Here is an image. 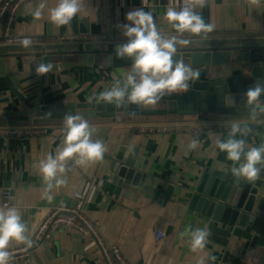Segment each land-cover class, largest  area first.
<instances>
[{"label": "crops", "instance_id": "1", "mask_svg": "<svg viewBox=\"0 0 264 264\" xmlns=\"http://www.w3.org/2000/svg\"><path fill=\"white\" fill-rule=\"evenodd\" d=\"M39 3L40 0H28L20 8L12 29L15 36L35 39L30 48L25 49L21 44L7 46L0 40V57H5L10 65V71L0 77V129H9V125L23 120L32 121L25 128L28 134H0V207H4L3 192L15 190L13 206L20 211L32 241L30 248L15 242L9 246V250L27 249L28 255L17 264H105L99 244L89 236L65 230L44 242L34 236L50 212L74 207L78 193L85 196L86 218L97 224L106 244L119 248L129 264H197L199 259L207 260L211 256L216 257L215 264H264V246L252 247L245 238L233 237L226 246L208 237L202 252L191 251L190 231L205 228L209 232L208 223L188 203L178 201L193 196L196 191L177 184L173 196L167 198L172 184L164 175L170 176L174 163L160 164L155 173L148 172L136 184L122 181L118 174L119 165L125 164L135 147L162 156L160 150L166 142H169L167 153H171L177 145L188 148L194 138L199 145H210L216 150L219 160L233 163L227 159L226 152L218 149L216 141L227 139L233 122L264 127V114H258L255 120L250 116L195 115L86 118L96 129L92 139L102 140L107 148L103 159L84 167L73 166L68 161L69 170L63 177L67 183L46 193L39 161L48 154L56 155L65 132L63 121H41L40 108L90 99L101 103L95 97L116 80L123 85L130 68L81 65L45 76H37L35 72L38 56L48 52L85 54L115 49L126 40L117 25L127 23V13L140 8L152 12L158 30L166 38L176 36L191 41L188 46L177 45V48L264 45V0L259 5L250 4L249 0H206L195 11L206 23L214 25V31L199 36L178 34L165 19L168 7L180 10L183 0H83L82 12L62 27L48 19V11L57 0H47L43 18L33 20L30 12ZM6 47L20 49L10 52ZM197 71L201 79L247 73L239 63ZM31 112L35 115L31 116ZM220 127L224 130L219 131ZM181 170L183 175L185 169ZM49 195L51 200L47 198ZM158 230L166 233L161 240L156 239Z\"/></svg>", "mask_w": 264, "mask_h": 264}, {"label": "water", "instance_id": "2", "mask_svg": "<svg viewBox=\"0 0 264 264\" xmlns=\"http://www.w3.org/2000/svg\"><path fill=\"white\" fill-rule=\"evenodd\" d=\"M177 49L178 54L174 59L183 57L185 63H190L194 70L231 67L232 64L239 63L242 69H247V75L233 72L229 77L190 80L187 92L166 95L155 107L125 105L116 108L114 105L105 107L102 102H65L40 108L39 119L63 120L65 114L69 112L79 113L89 119L172 115L249 116L250 110L245 107L244 93L257 82L264 84V45ZM40 61L52 62L54 65L52 73L81 65L111 68H130L131 65L130 59H117L115 49L85 54L48 52L38 56L37 64ZM9 71V63L5 57H0V77ZM259 103L264 105V96L260 98ZM17 115H21V112ZM30 115H35V112H31ZM242 126L252 129L249 135L244 137L248 147L264 143L263 125ZM237 138H240L239 135ZM168 145L169 142H166L165 147L160 150L162 156L141 152V146L135 147L125 164L118 167L122 181H134L136 184L145 179L148 172L155 173L154 169L160 164L174 163V166L171 165L170 176L164 175L172 184L166 196L167 198L173 196L177 184L196 191L193 196L187 199L178 198V201L188 203L191 210L200 213L208 223L211 240L227 246L233 237H238L250 240L252 247L264 246V172L258 181L248 183L234 177L230 172L233 163L219 160L218 152L210 145H198L195 149L180 148L177 145L171 153H167ZM182 168L185 169L183 175ZM191 171L193 173L189 180Z\"/></svg>", "mask_w": 264, "mask_h": 264}, {"label": "clouds", "instance_id": "3", "mask_svg": "<svg viewBox=\"0 0 264 264\" xmlns=\"http://www.w3.org/2000/svg\"><path fill=\"white\" fill-rule=\"evenodd\" d=\"M261 0H249L250 4L259 5ZM83 0H57L54 7L48 11L49 21L57 27L69 25L72 20L82 12ZM206 0H183V7L176 10L168 7L165 19L178 33H190L199 36L214 31L212 23H206L202 15L195 9L203 7ZM47 0H40L37 7L31 10L30 15L34 21L43 18ZM127 23L118 24L122 35L126 38L124 43L115 47L117 59H130V71L126 75L123 85L116 80L113 85L99 93L95 99L104 103L105 107L114 105L121 108L125 105L137 107H155L166 95L182 93L189 90L188 81L198 80L200 73L194 70L190 63H185L183 57L176 60L177 45L188 46L191 41L178 39L176 36L166 38L158 30L151 11L143 8L129 11L126 15ZM21 46L28 49L32 46L30 37L21 40ZM54 69L52 62L40 61L35 72L37 76H45ZM245 107L249 109L250 119L255 120L259 113H264V105L259 100L264 96V84L257 82L244 93ZM91 99L89 103H91ZM64 140L56 155L48 154L39 161V172L42 175L45 192H50L67 183L63 178L68 161L73 166L84 167L103 159L107 148L100 139L93 140L95 127L81 114L66 113L63 117ZM252 131L247 126L233 122L226 140H217L216 145L222 152H226L227 159L233 162L231 174L237 179L248 183H255L264 172V143L259 146L248 147L244 137ZM239 135L240 138H237ZM199 145L193 139L189 149ZM51 200V196L47 197ZM28 227L23 221L20 211L15 206L0 207V264H10L11 256L9 246L15 242L32 246L27 235ZM190 248L193 253L202 252L206 248L209 232L205 228L190 231ZM216 257L211 256L205 260L201 258L197 264H215Z\"/></svg>", "mask_w": 264, "mask_h": 264}, {"label": "built area", "instance_id": "4", "mask_svg": "<svg viewBox=\"0 0 264 264\" xmlns=\"http://www.w3.org/2000/svg\"><path fill=\"white\" fill-rule=\"evenodd\" d=\"M28 0H0V40L7 46L19 45L24 37H30L32 42L35 39L31 36H15L12 34L13 25L20 8ZM122 25V24H121ZM163 131L165 129H162ZM220 127L219 131H223ZM29 131H20L15 128L6 130L0 129V134L5 135H25ZM219 134V132H218ZM16 192L8 189L3 192V206H13ZM85 196L83 193L77 194V203L74 207L57 208L42 221L34 232L37 240L44 242L51 239L60 230L77 232L81 235L93 238L98 244L104 256L105 264H129L124 259L119 248L106 244L95 222L90 221L83 213ZM156 239L161 240L166 236L163 231H156ZM10 264H17L21 258L28 255L27 249L9 250Z\"/></svg>", "mask_w": 264, "mask_h": 264}, {"label": "rangeland", "instance_id": "5", "mask_svg": "<svg viewBox=\"0 0 264 264\" xmlns=\"http://www.w3.org/2000/svg\"><path fill=\"white\" fill-rule=\"evenodd\" d=\"M31 124H32L31 120H23L21 122H17L16 124H14V125H19V126L9 125V128H17L20 131H24V129L29 128Z\"/></svg>", "mask_w": 264, "mask_h": 264}, {"label": "trees", "instance_id": "6", "mask_svg": "<svg viewBox=\"0 0 264 264\" xmlns=\"http://www.w3.org/2000/svg\"><path fill=\"white\" fill-rule=\"evenodd\" d=\"M7 51L10 50V52H16L17 50L16 49H20V48H16V47H6L5 48ZM58 121H63V120H58Z\"/></svg>", "mask_w": 264, "mask_h": 264}]
</instances>
